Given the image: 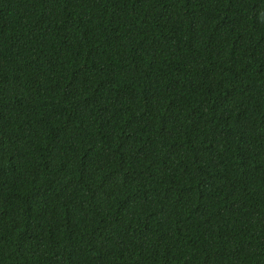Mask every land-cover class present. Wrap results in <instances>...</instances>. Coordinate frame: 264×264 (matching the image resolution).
<instances>
[{
    "label": "trees",
    "instance_id": "trees-1",
    "mask_svg": "<svg viewBox=\"0 0 264 264\" xmlns=\"http://www.w3.org/2000/svg\"><path fill=\"white\" fill-rule=\"evenodd\" d=\"M0 264H264V0H0Z\"/></svg>",
    "mask_w": 264,
    "mask_h": 264
}]
</instances>
